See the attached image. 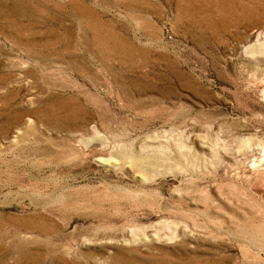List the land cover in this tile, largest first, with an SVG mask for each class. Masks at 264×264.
<instances>
[{
	"label": "rangeland",
	"instance_id": "obj_1",
	"mask_svg": "<svg viewBox=\"0 0 264 264\" xmlns=\"http://www.w3.org/2000/svg\"><path fill=\"white\" fill-rule=\"evenodd\" d=\"M0 264H264V0H0Z\"/></svg>",
	"mask_w": 264,
	"mask_h": 264
}]
</instances>
